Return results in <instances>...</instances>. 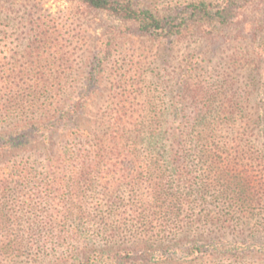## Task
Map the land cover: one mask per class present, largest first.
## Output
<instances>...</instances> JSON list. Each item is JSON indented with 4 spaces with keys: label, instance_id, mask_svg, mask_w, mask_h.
<instances>
[{
    "label": "trees",
    "instance_id": "obj_1",
    "mask_svg": "<svg viewBox=\"0 0 264 264\" xmlns=\"http://www.w3.org/2000/svg\"><path fill=\"white\" fill-rule=\"evenodd\" d=\"M70 1H78L90 11L106 12L132 25L142 35L168 41L180 38L192 28L205 35L207 29L218 31L235 26L239 24L241 12L255 0H223L217 5L190 3L167 10L153 6L150 0ZM248 78L250 83L258 80L252 74ZM21 80L23 78L0 77L1 90L6 92L3 101L6 125L15 123L5 137H0V155L8 159L17 154H38L44 157L40 165L43 172L40 173L30 159L6 160L0 164V264L32 254L38 259L49 249L66 250L63 264H70L71 260L79 264H150L154 260L159 263L166 260L168 252H179L180 241L177 235L171 236L178 231L176 228H184L180 216L185 208L193 206L194 202L187 201L194 196L198 206L220 208V212L216 213L218 215L204 212L189 223L208 229L201 233L202 241L183 251L184 254L196 256V259L202 256L199 264L229 261L241 264L249 253L264 255V246L255 242L257 232L246 236L243 221L245 216L255 217L257 208L264 209V175L257 176L259 172L264 173V154L258 153L252 141L264 135V106H254V112L245 106L251 102L253 92H230L225 86L213 92L190 91L187 97L192 103L201 100L205 104L193 107L191 115L184 120L185 109L178 103L175 111L182 121L179 131L171 135L172 144L166 151L173 157L174 167L177 164L178 168L188 169L187 157L195 150L199 174L196 181L192 173H178L172 180L173 185L169 186L165 179L153 177L164 173L162 165L153 159L141 160L139 155L143 144L151 152H161L168 147L160 133L162 116L149 121L141 111L121 105L112 110L107 123L98 126L102 132L97 134L92 125L84 123L86 114L82 106L63 103L62 95L48 88L49 78H36V88L29 87L30 93L26 88L16 92L22 87ZM89 122L92 124L91 120ZM225 128L241 131L237 138L219 140L218 134ZM139 169L144 179L127 176L129 171ZM119 173L118 179L114 174ZM102 174L105 177H101ZM97 183L98 187H104L105 194H119L124 187H131L136 195L129 204H117L131 217L129 222L120 218L110 225L108 219H96L90 213L83 217L88 228L103 232L109 245L129 230L139 231L149 240L159 232L150 250L143 253L125 251V256L109 257L91 249L75 251L73 245L83 237L81 230H76L75 226L63 233L57 231L58 221L73 224L78 211L88 212L75 197L83 187L93 192ZM141 189L145 192L137 197ZM61 191L71 194L69 202L56 203L52 198L54 193ZM112 206L110 217H115L116 204ZM56 208L63 209L58 211L61 215L53 214ZM20 213L33 216L31 234L11 230L21 220ZM249 247L252 250L248 252ZM205 257L208 259L203 260Z\"/></svg>",
    "mask_w": 264,
    "mask_h": 264
},
{
    "label": "rangeland",
    "instance_id": "obj_2",
    "mask_svg": "<svg viewBox=\"0 0 264 264\" xmlns=\"http://www.w3.org/2000/svg\"><path fill=\"white\" fill-rule=\"evenodd\" d=\"M222 1L150 0V3L167 10L169 7L190 3L206 2L217 5ZM251 3L241 12L239 24L235 26L220 28L218 31L207 29L205 35L192 28L180 38L165 41L142 35L132 25L123 23L106 12L90 11L78 1L0 0V77L23 78L20 81L22 87L16 92L26 88L29 93V87L36 88V78H49L48 88L60 93L65 101L63 103L82 106L86 114L84 123L92 125L97 134L102 132L98 126L107 123L112 110L121 105L141 111L140 114L148 116L149 121L155 116H162L160 133L165 138L163 143L168 147L161 152H151L146 144H143L139 152L141 160L158 161L164 173L154 174L153 177L156 180L165 179L170 183L169 186L173 185V178L184 171L192 173L194 180L198 181L196 165L199 159L195 150L187 157L186 162L190 164L188 169L178 168L177 164L174 167L173 157L166 151L172 144L171 135L179 131L182 121L181 117L177 116L175 107L179 103L185 109L182 114L184 120L185 116L191 115L193 107L205 104L201 100L192 103L187 97L188 92L198 89L213 92L221 86L240 94L253 92L251 102L245 104L253 112L254 106H264V0ZM250 74L257 77V82H249ZM1 88L2 86L0 137H5V133L11 130L15 123L6 125L3 113L6 92ZM40 106L39 104L37 108ZM240 131L241 129L235 131L225 128L218 134L219 140L237 138ZM252 141L258 153L264 154V135L254 137ZM30 154H17L8 159L0 155V164L6 160L21 162L30 159L42 173L40 165L44 157ZM176 159L183 161L179 157ZM65 175L66 173H63V176ZM143 175L140 169L136 172L129 171L127 174L131 179L138 180L144 179ZM262 175L264 173L257 174L259 178ZM114 176L119 179L120 173ZM101 177H105V174ZM98 186L99 183L93 192L84 187L80 189L79 195L74 197L81 207L84 206L85 212H88L85 214L78 211L73 224L67 225L58 221L57 231L63 233L75 226L76 230H81L83 237L73 245L75 251L91 249L102 252L101 255L105 257L146 252V249L151 247V242L157 241L159 232L153 240H149V237L142 236L139 231L129 230L122 238L109 245L103 232L97 228H88L85 224L83 217L90 213L93 218L108 219L110 225L116 224L120 218L126 219V222L131 220L125 210L119 209L117 204L122 206L131 203L136 192L131 187H124L123 192L119 194H105L107 192L104 187ZM143 192L145 190L141 189L137 197ZM70 195L67 191H61L54 193L56 198H52L56 203H67ZM196 198L194 196L187 201L194 202L193 206L185 208L180 216L181 227L184 228H176L178 231L171 236L177 235V241L181 244L179 252H168L166 260L159 263L154 260L150 264L200 263L199 258L202 256L198 259L196 256L188 257L183 251L196 246L197 241H202L201 233L208 228L190 226L189 223L196 221L204 212L218 215L216 213L220 212V208L198 206ZM112 204H116L115 217H110ZM58 211L63 209L56 208L55 213L51 214L61 215ZM121 211L124 213L120 217ZM263 211L264 209L257 208L255 217L243 218L246 236L257 232L255 242L261 246H264ZM19 215L22 216L21 220L15 223L11 230L13 233L31 234L30 221L33 216H24L21 213ZM251 250L249 247L248 252ZM64 253L66 250L63 249H49L38 259L32 254L17 257L9 264H63V257L67 255ZM70 264L79 262L71 260ZM225 264L235 263L229 261ZM241 264H264V255L260 252L249 253Z\"/></svg>",
    "mask_w": 264,
    "mask_h": 264
}]
</instances>
